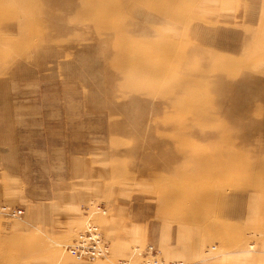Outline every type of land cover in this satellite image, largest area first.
Here are the masks:
<instances>
[{"label": "rangeland", "instance_id": "rangeland-1", "mask_svg": "<svg viewBox=\"0 0 264 264\" xmlns=\"http://www.w3.org/2000/svg\"><path fill=\"white\" fill-rule=\"evenodd\" d=\"M136 248L264 264V0H0V264Z\"/></svg>", "mask_w": 264, "mask_h": 264}, {"label": "built area", "instance_id": "built-area-1", "mask_svg": "<svg viewBox=\"0 0 264 264\" xmlns=\"http://www.w3.org/2000/svg\"><path fill=\"white\" fill-rule=\"evenodd\" d=\"M69 255L77 260H93L104 257L106 246L104 245L95 225L86 224L66 247ZM141 251L133 249L129 257L120 259L115 264H176L173 261L165 260L160 254L152 253L150 260L141 257Z\"/></svg>", "mask_w": 264, "mask_h": 264}]
</instances>
